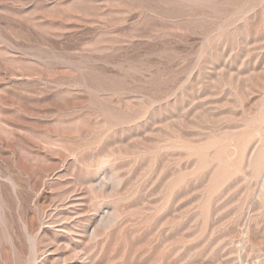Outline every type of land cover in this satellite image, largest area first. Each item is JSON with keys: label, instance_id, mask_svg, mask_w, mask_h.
Returning a JSON list of instances; mask_svg holds the SVG:
<instances>
[{"label": "rangeland", "instance_id": "obj_1", "mask_svg": "<svg viewBox=\"0 0 264 264\" xmlns=\"http://www.w3.org/2000/svg\"><path fill=\"white\" fill-rule=\"evenodd\" d=\"M0 264H264V0H0Z\"/></svg>", "mask_w": 264, "mask_h": 264}]
</instances>
